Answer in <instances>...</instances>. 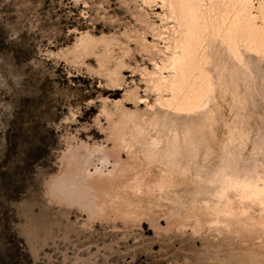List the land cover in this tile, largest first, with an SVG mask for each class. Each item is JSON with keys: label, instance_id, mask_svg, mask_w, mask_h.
Instances as JSON below:
<instances>
[{"label": "rangeland", "instance_id": "rangeland-1", "mask_svg": "<svg viewBox=\"0 0 264 264\" xmlns=\"http://www.w3.org/2000/svg\"><path fill=\"white\" fill-rule=\"evenodd\" d=\"M175 24L165 0H0L26 76L0 94V264H264V210L227 181L264 182V53L218 43L216 98L177 112Z\"/></svg>", "mask_w": 264, "mask_h": 264}, {"label": "bare ground", "instance_id": "bare-ground-1", "mask_svg": "<svg viewBox=\"0 0 264 264\" xmlns=\"http://www.w3.org/2000/svg\"><path fill=\"white\" fill-rule=\"evenodd\" d=\"M165 1L171 8V17L176 20V24L174 35H168L170 42L167 47L172 49V53L166 54L167 56L162 58L163 64L160 66L157 79L153 74L158 81L157 87L161 93L164 91L169 93L168 97H164L162 94V100L177 112L192 111L200 107L206 108L215 97L219 85L221 86L218 81L220 79L218 54L222 47L218 43L225 45L229 53L234 56L233 58L239 60H242L244 56L241 44L248 49H256L258 52L264 53V32H259L253 21L252 7L254 5L250 0ZM261 4L264 9V0L260 1L259 5ZM261 11L263 12V10ZM155 62L156 64L160 63L157 60ZM162 69H167L169 73L162 74ZM211 111L206 113L209 115ZM86 179L88 180V178ZM88 181L84 182L87 184ZM227 181L230 182L231 187L238 188L242 198L258 203L264 210V182L261 184L260 181L253 182L251 179L233 177ZM80 183L83 182L80 181ZM227 189L229 186L224 191ZM258 224L262 229L261 236L264 237V215L261 216Z\"/></svg>", "mask_w": 264, "mask_h": 264}, {"label": "clouds", "instance_id": "clouds-1", "mask_svg": "<svg viewBox=\"0 0 264 264\" xmlns=\"http://www.w3.org/2000/svg\"><path fill=\"white\" fill-rule=\"evenodd\" d=\"M24 65L17 66L14 59L5 53H0V94L23 93ZM16 110L15 104H8L6 113L10 119ZM6 129V122L0 120V130Z\"/></svg>", "mask_w": 264, "mask_h": 264}]
</instances>
